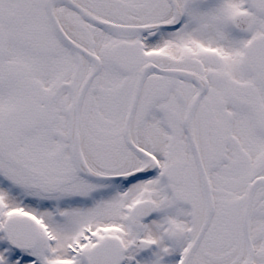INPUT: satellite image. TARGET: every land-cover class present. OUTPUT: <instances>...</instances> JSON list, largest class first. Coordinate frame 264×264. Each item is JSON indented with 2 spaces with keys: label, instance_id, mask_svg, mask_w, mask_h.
Wrapping results in <instances>:
<instances>
[{
  "label": "snow or ice",
  "instance_id": "obj_1",
  "mask_svg": "<svg viewBox=\"0 0 264 264\" xmlns=\"http://www.w3.org/2000/svg\"><path fill=\"white\" fill-rule=\"evenodd\" d=\"M0 264H264V0H0Z\"/></svg>",
  "mask_w": 264,
  "mask_h": 264
}]
</instances>
